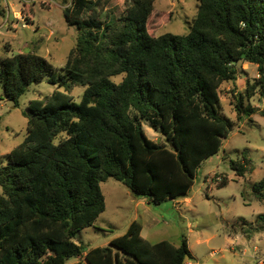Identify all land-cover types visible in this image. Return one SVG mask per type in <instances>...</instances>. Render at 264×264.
Here are the masks:
<instances>
[{
	"label": "trees",
	"instance_id": "trees-1",
	"mask_svg": "<svg viewBox=\"0 0 264 264\" xmlns=\"http://www.w3.org/2000/svg\"><path fill=\"white\" fill-rule=\"evenodd\" d=\"M106 1L63 0L66 22L78 30L63 67L36 53L0 57V89L15 106L47 77L67 89L29 103L27 136L0 168V264L83 256L88 264H186L193 259L186 238L178 247L153 244L136 221L105 247L89 250L76 239L106 212L101 184L109 178L154 205L188 197L201 165L235 127L222 113L220 88L238 79V64L257 66L247 96L264 97V0H198L186 36L159 35L157 0H131L124 15L104 21ZM75 87L85 88L80 104ZM244 100L239 119L257 111ZM143 122L165 142L149 139ZM231 167L247 173L243 164ZM253 192L264 204V178ZM255 226L264 232V214Z\"/></svg>",
	"mask_w": 264,
	"mask_h": 264
},
{
	"label": "rangeland",
	"instance_id": "rangeland-1",
	"mask_svg": "<svg viewBox=\"0 0 264 264\" xmlns=\"http://www.w3.org/2000/svg\"><path fill=\"white\" fill-rule=\"evenodd\" d=\"M131 0L106 1L102 19L109 21L124 15ZM63 0H0L5 17L0 18V57L36 53L54 67H63L70 51L77 44L78 30L69 25L63 14ZM198 0H157L161 13L159 35L171 33L186 36L197 15ZM20 12L18 19L15 13ZM18 21V22H17ZM155 21V19H154ZM27 25V27H23ZM238 79L220 88L222 113L235 127L224 140L219 154L200 167L188 195L190 203L169 200L152 208L158 223L153 231L146 229L142 237L153 244L168 241L179 246L187 239L193 259L186 264H260L264 261V232H257V217L264 214V204L255 199L253 187L264 178V97L258 92L247 96L250 85L259 79L258 68L249 63L237 65ZM123 77L113 80L120 83ZM47 77L30 86L19 101L9 102L0 89V168L9 161V154L27 136L28 106L33 100H43L59 89ZM59 90L66 92V87ZM85 88L75 87L71 94L80 104ZM244 96V107L257 109L250 117L238 118L237 103ZM149 139L164 143V138L143 122ZM232 162L247 167L244 177L237 176ZM222 178L229 183L220 187ZM107 209L94 227L82 231L76 241L87 249L108 246L110 240L125 235L126 226L135 217L126 186L109 178L101 184ZM130 192V191H129ZM3 190L0 187V195ZM76 258L67 264L76 262ZM257 262V263H256Z\"/></svg>",
	"mask_w": 264,
	"mask_h": 264
},
{
	"label": "crops",
	"instance_id": "crops-1",
	"mask_svg": "<svg viewBox=\"0 0 264 264\" xmlns=\"http://www.w3.org/2000/svg\"><path fill=\"white\" fill-rule=\"evenodd\" d=\"M18 15H20V12H16L15 13V18L18 19ZM127 195H128V198L130 199V202H131L132 206L134 207V210H135V212H134L135 213V217L132 218L133 219L132 222L136 221V222H139L142 225V227H143L142 233L146 229H148L149 231H153L154 230V226H156L157 223H158L157 216H156V214L154 212V209L152 208L153 204L149 200L135 198L133 196V194L131 192H129V191L127 192ZM171 201L174 203V205L176 203H178V201L184 202V203H190L191 202V198L187 197V198H181V199L171 200ZM132 222L126 226L127 230L129 228V226L132 224ZM127 230H126V232H127ZM116 238H118V237H115L112 240H114ZM112 240H110V243H111ZM151 243H153V242H151ZM96 248H98V247H96ZM90 249H92V248H89V250ZM76 260H78V261H76V262H74L72 264H88L87 261L85 260L84 256L83 257H78V258H76Z\"/></svg>",
	"mask_w": 264,
	"mask_h": 264
},
{
	"label": "built area",
	"instance_id": "built-area-1",
	"mask_svg": "<svg viewBox=\"0 0 264 264\" xmlns=\"http://www.w3.org/2000/svg\"><path fill=\"white\" fill-rule=\"evenodd\" d=\"M5 1L8 2V0H5ZM23 27L25 28V27H27V25H24ZM260 264H264V261H261Z\"/></svg>",
	"mask_w": 264,
	"mask_h": 264
}]
</instances>
